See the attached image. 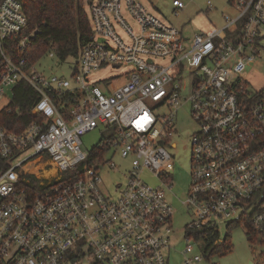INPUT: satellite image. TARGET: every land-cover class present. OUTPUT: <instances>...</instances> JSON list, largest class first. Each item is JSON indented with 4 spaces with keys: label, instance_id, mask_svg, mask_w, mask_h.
Masks as SVG:
<instances>
[{
    "label": "built area",
    "instance_id": "obj_1",
    "mask_svg": "<svg viewBox=\"0 0 264 264\" xmlns=\"http://www.w3.org/2000/svg\"><path fill=\"white\" fill-rule=\"evenodd\" d=\"M171 2L177 15L184 3ZM227 2L233 12L221 27L188 38L140 0H91L89 39L66 78L23 55L28 34L18 39L19 54L8 51L4 39L28 23L21 0H0V99L20 80L37 93L35 118L20 131L0 122V160L7 163L0 168V264H86L89 257L97 264H168L174 231L167 148L176 145L184 103L197 125L185 197L195 217L185 227L219 231L249 219L264 243V87L250 90L245 74L264 48V0ZM11 99L0 112L12 110ZM99 127V143L83 150L85 132ZM108 152L130 161L113 195L100 176L102 167L114 168ZM45 160L55 174L36 178ZM75 168L76 178L61 180ZM142 169L162 183H146ZM184 238V264L207 259L201 240Z\"/></svg>",
    "mask_w": 264,
    "mask_h": 264
},
{
    "label": "rangeland",
    "instance_id": "obj_2",
    "mask_svg": "<svg viewBox=\"0 0 264 264\" xmlns=\"http://www.w3.org/2000/svg\"><path fill=\"white\" fill-rule=\"evenodd\" d=\"M171 1L140 0L150 12L181 30L183 36L188 38L192 37L194 33H207L213 27H221L223 24L222 16L233 12L227 0H181L184 6L179 8L177 15H174ZM208 1L213 4L212 9H209ZM84 5L88 14L89 6L87 5V0H84ZM261 50V56L247 62L245 70L248 87L252 91H258L264 87V48ZM71 62V59H66V61L62 62L55 55L51 56L46 53L35 61L34 66L44 73L53 72L69 78ZM12 94V89L6 88L4 95L0 99V106L11 99ZM196 127V122L190 116L189 105L187 103L182 104L176 113L175 134L172 137L176 145L168 146L167 148L173 156V168L169 171L172 185L169 188H165V196L171 203V222L174 231L169 241V246L173 248L170 250L168 264H184V250L187 243L184 238V227L191 218L195 217L192 209L185 203V197L191 184L190 136ZM100 130L101 128L99 127L85 132L81 145L83 150L90 149L99 143ZM106 156L115 165L114 168L102 167L100 176L103 190L113 195L115 194V185L124 184L126 181L127 171L130 169V161L122 158L118 153L112 154V152H108ZM43 164L44 169L33 175L36 178L52 177L55 174V169L52 168V165L47 160ZM140 175L150 185H160L162 183L159 178L155 177L147 169H142ZM219 230V238H222L227 232L225 224H221ZM245 231V227L240 223L232 227L230 231L231 248L220 251V253L208 255L207 259L196 262V264H264V243L261 238L249 241ZM194 252L202 255L201 249L197 247L194 248Z\"/></svg>",
    "mask_w": 264,
    "mask_h": 264
},
{
    "label": "trees",
    "instance_id": "obj_3",
    "mask_svg": "<svg viewBox=\"0 0 264 264\" xmlns=\"http://www.w3.org/2000/svg\"><path fill=\"white\" fill-rule=\"evenodd\" d=\"M22 7L27 17L28 25L16 36L4 39V45L13 55L20 53L18 50V39L24 34H28L29 43L23 53L31 63L37 61L42 55L52 51L60 61L71 59L72 68L77 65L80 50L83 44L89 39L91 32L90 21L85 9L84 0H21ZM91 0H87L89 3ZM10 106L11 111L5 109L0 112V122L8 129L20 131L27 123L35 118L31 112L32 103L37 98L36 91L25 81L20 80L14 85ZM91 152V150H90ZM94 152V151H93ZM7 163L0 160V168ZM76 169V168H75ZM70 169L62 174V181H70L78 175L77 169ZM32 185H37L36 178L31 176ZM238 223L242 224L249 241L261 238L258 230L249 219H235L228 221L225 226L227 232L218 242L220 230L216 231L212 227L203 225L200 228L185 227V234L202 241L203 252L206 257L213 253L228 250L230 246V231ZM262 240V239H261ZM77 257L82 258V253H77ZM86 264H97L89 257Z\"/></svg>",
    "mask_w": 264,
    "mask_h": 264
},
{
    "label": "bare ground",
    "instance_id": "obj_4",
    "mask_svg": "<svg viewBox=\"0 0 264 264\" xmlns=\"http://www.w3.org/2000/svg\"><path fill=\"white\" fill-rule=\"evenodd\" d=\"M52 170V169H51ZM52 172V171H51Z\"/></svg>",
    "mask_w": 264,
    "mask_h": 264
}]
</instances>
